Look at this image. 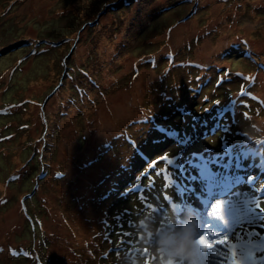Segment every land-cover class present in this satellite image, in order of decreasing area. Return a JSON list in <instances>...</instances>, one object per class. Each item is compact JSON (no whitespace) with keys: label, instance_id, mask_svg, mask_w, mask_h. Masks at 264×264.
<instances>
[{"label":"rangeland","instance_id":"374dc122","mask_svg":"<svg viewBox=\"0 0 264 264\" xmlns=\"http://www.w3.org/2000/svg\"><path fill=\"white\" fill-rule=\"evenodd\" d=\"M261 208L264 0H0V264H264Z\"/></svg>","mask_w":264,"mask_h":264},{"label":"clouds","instance_id":"9594fccd","mask_svg":"<svg viewBox=\"0 0 264 264\" xmlns=\"http://www.w3.org/2000/svg\"><path fill=\"white\" fill-rule=\"evenodd\" d=\"M199 227V219L189 215L180 240L177 241L174 235L162 233L157 241V248L172 264H198L201 255L196 244Z\"/></svg>","mask_w":264,"mask_h":264},{"label":"snow or ice","instance_id":"6c2138e0","mask_svg":"<svg viewBox=\"0 0 264 264\" xmlns=\"http://www.w3.org/2000/svg\"><path fill=\"white\" fill-rule=\"evenodd\" d=\"M217 207H218V202H217V204L213 205V208H217ZM260 210L262 212H264V208H261ZM209 216L212 217L215 220H220L221 222H223V217L222 216L216 217V216L213 215L212 212H209ZM219 235H220L219 232H214V233L206 232L205 234H203L201 237H199L196 240V244H197L198 248L200 249V253H201V255L199 257V259L201 261L208 258L207 253H209V252L215 253L216 250H217L216 249L217 245L227 246L228 237L224 236L222 239L215 238V237H218ZM210 237H212V238L210 239ZM232 264H237V262L233 259Z\"/></svg>","mask_w":264,"mask_h":264},{"label":"trees","instance_id":"16d2710c","mask_svg":"<svg viewBox=\"0 0 264 264\" xmlns=\"http://www.w3.org/2000/svg\"><path fill=\"white\" fill-rule=\"evenodd\" d=\"M199 120L202 121L201 123H203V124H205V122H206V120L203 119V118H200ZM242 135H243V134H242ZM128 136H129V135L126 134V135H125V139H127V140L129 139V141H131V137L129 138ZM134 142H135V140H134ZM134 142H132V143H134ZM144 151H145V150H144ZM144 151H143V152H142V151H138V152H135V153H136L137 155H142L143 153H147V155H149L148 152H146V151L144 152ZM147 155H146V156H147ZM146 156H145V157H146ZM213 157H215V156H213ZM132 167H133V166H132ZM131 171H132V170H131Z\"/></svg>","mask_w":264,"mask_h":264},{"label":"bare ground","instance_id":"6f19581e","mask_svg":"<svg viewBox=\"0 0 264 264\" xmlns=\"http://www.w3.org/2000/svg\"><path fill=\"white\" fill-rule=\"evenodd\" d=\"M239 264H247L246 259H245V258L242 259L241 262H240Z\"/></svg>","mask_w":264,"mask_h":264}]
</instances>
